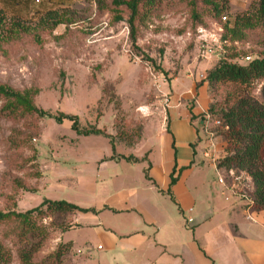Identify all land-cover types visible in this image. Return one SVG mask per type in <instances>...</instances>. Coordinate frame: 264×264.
<instances>
[{
  "label": "rangeland",
  "instance_id": "rangeland-1",
  "mask_svg": "<svg viewBox=\"0 0 264 264\" xmlns=\"http://www.w3.org/2000/svg\"><path fill=\"white\" fill-rule=\"evenodd\" d=\"M242 1L233 0L232 7L238 8ZM254 2L246 0L243 8L229 7L227 13H222L231 17L233 12L249 9L248 5ZM199 6L200 22L191 17L185 0H160L145 13V8L140 7L142 17L134 20L140 49L130 45L126 6L110 0H86L75 7H32L25 15L10 16L2 11L0 83L27 91L37 106L51 113H76L80 126L95 125L109 133L116 152L141 153L155 143L151 157L163 158L168 144L160 133L166 127L170 130L168 110L175 105L172 118L182 117L183 104L192 105L197 100L198 88L205 82L202 76L216 59L212 54H197L201 40L197 36L198 23L211 30L217 19L203 3ZM238 47L251 56L264 55L259 27L247 29L245 36L239 38ZM144 54L166 73L154 68ZM174 75L178 77L173 81L176 90L172 92L169 82ZM262 85L261 79H254L245 87L221 81L213 85L206 82L201 88H205L207 104L219 110L246 93L264 105ZM178 90H184L185 96H176ZM8 102L0 94V210H24L43 197L94 203L95 187L100 184L98 179L94 181L96 172L102 173L98 165L110 153L108 137L103 133H77L67 118L58 122L52 116L35 113L4 114ZM198 116L204 120L200 124L194 119L193 125L200 133L193 145L196 142L202 146L205 161L211 162L207 148L211 138L216 163L226 152L222 135L226 126L218 111L208 118L203 111ZM127 138L134 141L129 144ZM176 147L182 150L179 142ZM121 169L120 176L108 178L110 184L141 177L137 167L128 170L122 165ZM199 169L196 181L200 188L216 183L223 190L215 169ZM217 169L228 181L236 176L234 180L250 191V176L243 169ZM82 182L91 183L94 188L84 191ZM69 217L66 212L48 209L30 214V225L14 217L2 219L0 240L10 251L11 264H26L21 261L20 252L37 241L39 245L32 250L29 264H55L52 252ZM74 253L64 254L58 264H76Z\"/></svg>",
  "mask_w": 264,
  "mask_h": 264
},
{
  "label": "crops",
  "instance_id": "crops-1",
  "mask_svg": "<svg viewBox=\"0 0 264 264\" xmlns=\"http://www.w3.org/2000/svg\"><path fill=\"white\" fill-rule=\"evenodd\" d=\"M85 1L0 0V8L7 14L25 15L32 7H75ZM232 2L229 0L231 9H241L246 4L243 0L238 8H233ZM177 77L170 79L172 92L176 90L173 81ZM204 86L205 82L191 105L196 114L193 118L188 117L184 104L182 117L172 118L175 105L168 110L170 130L160 133L168 144L163 158L151 157V152L156 150L152 143L141 153L118 151L124 155L131 153L136 160L108 157L109 153L100 161L98 169L102 175L96 172L94 180L100 181L95 187L96 201L75 202L93 206L95 211L76 210L60 233L61 239L71 241L70 251L75 252L72 258L76 264H264V211L255 209V220H249L241 201L233 196L225 199L216 183L213 187L197 185L199 166L215 169L212 161H205L202 146L195 145L196 142L193 145L200 133L193 125L194 119L201 124L198 113L207 106L205 88H201ZM179 93L185 96L184 90H178L176 96ZM172 138L175 150L171 147ZM178 142L181 151L176 147ZM147 163V173L154 183L143 176L142 168ZM174 163L176 168H183L167 190ZM122 165L128 170L137 167L141 177L110 184L108 178L120 176ZM90 187L94 188L91 183L82 182L84 191L90 192ZM187 206H192V210L187 212ZM187 213L192 220H185Z\"/></svg>",
  "mask_w": 264,
  "mask_h": 264
},
{
  "label": "trees",
  "instance_id": "trees-1",
  "mask_svg": "<svg viewBox=\"0 0 264 264\" xmlns=\"http://www.w3.org/2000/svg\"><path fill=\"white\" fill-rule=\"evenodd\" d=\"M160 0H110L112 4H124L128 10L126 23L128 27V36L130 45L135 49H140L136 43V27L134 20L141 18L139 12L140 7L145 8L142 12L145 13L155 6ZM191 8V17L197 21H201L199 3H203L207 11L214 15L217 19L214 23H219L222 26L221 36L227 39V42L222 43V50L218 57H215L213 64L206 69L202 76L205 83L209 85L216 84L221 81L237 83L242 86H248L254 79H261L263 82L262 93L264 95V55L251 56L248 52H244L238 47L239 38L246 34V30L258 26L262 33V43L264 44V0H255L253 4L248 5L249 9H244L241 12H233L231 17L226 18L222 12H228L229 0H185ZM198 5V6H197ZM2 9L0 8V21L3 20ZM12 14H10L11 16ZM15 15V14H13ZM225 19L222 20V16ZM119 18V16H117ZM204 25L198 23V25ZM249 54V58L245 61L241 57ZM154 68L159 69L163 74L166 70L160 68L158 64H154V59L151 56L145 55ZM0 94L9 99L8 105L4 114L23 115L26 113H35L39 116H52L55 121H61L63 118L69 119L70 127L77 133H103L108 137L110 154L108 157L123 158L126 161L136 160L137 157L131 153L126 155L116 152L114 148L113 137L109 133H105L102 129L95 125L88 127L80 126L76 113L58 111L51 113L37 106L31 99L29 93L25 90H17L10 86L0 83ZM189 118H193L194 114L191 110V104L187 105ZM218 111L222 124L226 126L222 130L223 138L226 140L225 154L221 155L216 161L217 167L224 169H243L251 180L250 191L245 190L247 196L251 199V206L258 210L264 209V105L258 104L256 101L246 94H241L224 107L216 110L211 103L207 104L206 110L203 111V116L206 118L211 116V113ZM200 118V116H199ZM202 121L204 120L201 116ZM202 124V123H201ZM166 130L169 131L168 127ZM140 136L137 133L136 139ZM134 140L127 138V142L131 144ZM171 147L174 149L173 138L171 139ZM175 150V149H174ZM192 152H194L192 148ZM146 166L142 168L143 176L150 179L147 173ZM175 167V163L169 172V185L172 184L179 175L180 169ZM169 192V191H167ZM63 211L71 215L76 210L80 211H95L93 206H81L71 200L64 198L43 197L37 204L25 208L24 210H0V221L7 217L18 218L21 221L29 223L30 214L43 213L45 210ZM114 209V208H112ZM67 225L62 227L65 229ZM59 242L52 252L53 261L55 264L61 262L64 254L70 252L71 241L59 238ZM39 245L35 244L26 246L20 252V259L23 263L29 264L32 250ZM0 264H11V254L9 249L0 240Z\"/></svg>",
  "mask_w": 264,
  "mask_h": 264
},
{
  "label": "built area",
  "instance_id": "built-area-1",
  "mask_svg": "<svg viewBox=\"0 0 264 264\" xmlns=\"http://www.w3.org/2000/svg\"><path fill=\"white\" fill-rule=\"evenodd\" d=\"M225 19V15L222 16V20ZM213 29L207 30L209 28H206L203 25H197L196 29L197 36L201 39L200 40V45L197 51V54L203 57H208L209 55H215L214 57H218L220 55V52L222 50V43L227 42V39L223 36H221V30L222 26L219 23H214L213 24ZM214 53V54H213ZM249 58V54H245L241 57V60L245 61ZM164 99L167 100L165 97ZM206 117L208 118V114H206ZM218 121V120H216ZM207 148L210 149V158L211 161L214 164V167L216 169L217 175H216V180L221 184L223 192H224V198L228 199L230 197H235L236 199L241 201V204L243 205V210L245 213V216L249 220H255L254 217V208L251 206V199L249 196H247L245 190L246 188L244 187L243 184L241 186L238 184V181H235L237 177L234 176L233 179L231 180H226L223 178L221 173L218 171L217 166L215 165L214 159L216 157V152L214 150L215 148V143L214 141L210 138V141L207 145ZM205 152V151H204ZM206 153V152H205ZM228 171L231 172V169H228ZM192 210V206H187L186 211L189 212ZM186 221L192 220L191 215L188 213L184 215Z\"/></svg>",
  "mask_w": 264,
  "mask_h": 264
}]
</instances>
